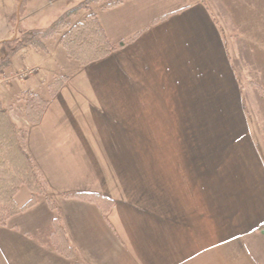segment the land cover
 <instances>
[{
	"label": "crops",
	"instance_id": "obj_1",
	"mask_svg": "<svg viewBox=\"0 0 264 264\" xmlns=\"http://www.w3.org/2000/svg\"><path fill=\"white\" fill-rule=\"evenodd\" d=\"M91 8L78 20L91 11L111 45L125 43L90 65H71L25 139L77 263L40 240L54 213L39 201L0 227V264H264L259 154L253 149V162L240 155L249 173L216 176L214 157L183 139L189 129L198 134L194 121L231 119L232 104L247 136L244 105L255 103L264 117V0H111ZM48 51L25 47L4 70L39 69ZM26 80L0 84L3 100L37 92ZM134 188L137 199L127 192ZM74 192L113 203L103 214L63 196ZM29 198L21 188L14 200L23 206Z\"/></svg>",
	"mask_w": 264,
	"mask_h": 264
},
{
	"label": "rangeland",
	"instance_id": "obj_2",
	"mask_svg": "<svg viewBox=\"0 0 264 264\" xmlns=\"http://www.w3.org/2000/svg\"><path fill=\"white\" fill-rule=\"evenodd\" d=\"M74 1L75 0H0V58H2L3 56V53H2L3 49L4 50L6 49L7 51H9L8 49L9 48L11 49V47L14 49L18 48L19 46L18 42H20L21 44V42L24 40L23 34L31 32L29 30H25L24 27L25 28H27V26L28 28L32 27L31 29L32 32L34 31L45 32L47 29H49V27L55 21H57L63 15L62 13H64L67 6L73 3ZM110 3H111V0H99L98 4H95L94 7L102 6L103 8L104 6ZM91 7L92 6H88L86 10H88ZM91 11H92V8H91ZM91 11L87 12V14L88 15L94 14ZM85 17H82L81 19L78 20L79 15L77 14L75 18L71 19L70 21L71 26H74L75 24L83 21ZM70 28L71 27L69 26L68 28H65L64 30H60L58 33H54L50 35L49 37L39 39V42L42 48L38 50L42 51V53L46 52V50H49L48 52L50 53L51 57H47L44 54H40L39 60H41L43 64L39 67L35 75L29 77L26 80L27 81L26 83L34 84L38 88L37 92H31V93L33 94L37 93L38 95H40L43 99L47 101L50 96V93L48 90L49 85L52 82H54L56 79L61 78L63 74H68L69 67L71 65H72L71 68L76 67L77 65L75 64L74 60L68 58L66 49H64L61 45L62 36L65 35L69 31ZM220 28L223 30L224 29L223 25H221ZM236 29H237L236 25L231 24L230 32L232 34L230 33L231 34L230 44L232 45V48L235 47L234 43H236L234 39L235 35L237 34ZM235 30H236V33H234ZM3 44L5 47L3 46ZM230 54H231L232 61H233V58L236 59V61H234L233 64H234V70L236 72V76L238 77L237 52L235 53L236 54L235 56H233V53H230ZM15 55L17 57H19L18 55L23 57L24 53H21V50H19L18 53H16ZM16 56H15V59H16ZM23 59L25 62H28L26 57ZM8 67L0 68V84H12V83L18 84L20 83L18 82L20 81L19 80L20 75L23 73L25 74L28 73L27 70H23V69L18 70V71L15 70V71L7 72L4 69ZM3 93L4 92H2L0 89V104L2 103L1 106L7 109L9 113V117L12 120V122H14V124L18 127L19 130L23 131L22 141L24 143L25 153L32 160L31 156L26 151L25 139H26V135L29 129L33 126H36L37 124H31V122L26 117V113L24 110V103L26 101L24 100L25 94L22 93L19 96H16L14 98L9 96L11 94L9 95L7 94L6 96H4L7 99L3 100L2 98ZM47 106L48 105H46L45 111L47 109ZM238 108H239L238 104L231 105V112H232L231 119L194 121L195 127L198 128V131H199L198 134H197V131H193L192 133L191 130L189 129L187 136H185L184 134V137H183L184 142L190 141V139L191 140L193 139V142H195L196 144L200 146H203V149L207 150L205 152L200 151L203 157L207 158L206 157L207 155L211 159H213L214 157V160H213L214 168L212 169L213 172L211 174H214L216 176L244 175L245 171H248L249 173L250 167L247 164H246L247 168L244 167V159L241 158L240 155L243 154L244 156H247L246 162H249V161L253 162L256 159L253 149L257 151L262 162L264 163V117L262 116V114H259L260 110L258 109V105H256L255 103L244 105V111H246L245 120H246V126H247V131H248V136H247L246 133L242 132L244 125L242 121L238 118L239 117ZM45 111L43 112L41 119L43 118ZM201 129H208L209 135L207 134V130L204 132L203 135H199L202 133ZM239 129L241 130V133L243 134L241 136H240ZM197 137H199L200 139L199 143H197L196 141ZM208 139L210 142H208ZM242 140L243 141L246 140V142H242ZM140 154L141 156H139ZM155 154L158 155V153H155ZM143 155L144 153L142 152L136 153V156H137L136 159L141 160V161L139 160L138 162H136L139 165H141V163H144L142 160L145 159V156L143 157ZM33 164L34 166H36L34 161H33ZM35 168H37V166ZM36 170L38 171L40 180H42V182L44 183L42 189L43 191H45V193H41V196L39 195L38 202L43 201L44 203H46L45 200L43 199L45 196H48L55 203V200L52 197L51 191L48 189V185H47L45 178L43 177L42 173L40 172L38 168ZM135 170L138 172L137 168ZM199 174L206 175L207 172H205L204 168H200ZM134 189L135 190L128 189L127 192L130 194V192L134 191V197H136L135 199H137L138 197H137V194L135 193L139 191L140 189L138 188H134ZM41 205L44 206L45 204H41ZM18 207H22V206H18ZM55 216L56 214L54 213V217ZM13 218L8 220L7 225L8 223H11V220ZM15 219H18V215ZM53 229L54 228L50 225L49 232L46 231L45 234L42 233L39 235L40 240L45 241V243L48 246L51 245L50 242L52 239L51 235L53 234L52 233Z\"/></svg>",
	"mask_w": 264,
	"mask_h": 264
},
{
	"label": "trees",
	"instance_id": "obj_3",
	"mask_svg": "<svg viewBox=\"0 0 264 264\" xmlns=\"http://www.w3.org/2000/svg\"><path fill=\"white\" fill-rule=\"evenodd\" d=\"M99 0H84L74 8L65 12L57 21H55L45 32L29 30L31 32L23 34L24 40L18 42V48L11 47L7 51H2L0 58V68L8 67L11 64L12 57L19 50L25 47H31L36 50L41 49L40 38L49 37L60 30L71 27L69 31L62 36L61 45L66 49L69 59L75 61L76 67L82 68L90 65L111 54L115 49L122 46V42L115 47L110 44L102 25L95 14H89L85 19L74 26H71V19L78 13L86 10L88 6L98 4ZM4 46V44H3ZM5 47V46H4ZM92 48V50H91ZM91 50V52H90ZM64 78L56 79L49 87L50 96H54L57 90L62 86ZM25 103L24 110L26 117L31 124H39L42 114L45 111L48 101L43 99L37 93L24 92ZM2 104V103H1ZM0 104V227L7 226L9 219L21 214L24 211L34 207L38 202L39 195L45 193L42 187L44 183L40 180L38 171L33 161L25 153L23 131L12 122L7 109ZM29 191L30 198L22 206L18 207L14 197L21 188ZM46 195V194H44ZM66 198H76L82 201L96 204L103 214H106L112 206V201L99 193L76 192L63 195ZM49 210L56 214L51 220L53 229L52 239L49 245L53 251L70 261L77 263V257L74 249L68 242L65 232L62 228L57 207L50 197L44 199ZM264 231V229H262Z\"/></svg>",
	"mask_w": 264,
	"mask_h": 264
},
{
	"label": "built area",
	"instance_id": "obj_4",
	"mask_svg": "<svg viewBox=\"0 0 264 264\" xmlns=\"http://www.w3.org/2000/svg\"><path fill=\"white\" fill-rule=\"evenodd\" d=\"M28 73H23L20 75V78L19 79H25L27 76H29L30 74H33L35 72V69H30V70H27ZM19 77V76H18Z\"/></svg>",
	"mask_w": 264,
	"mask_h": 264
}]
</instances>
